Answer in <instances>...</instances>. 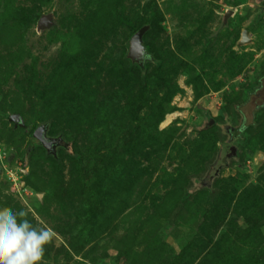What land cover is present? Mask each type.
Returning a JSON list of instances; mask_svg holds the SVG:
<instances>
[{
	"label": "rangeland",
	"instance_id": "374dc122",
	"mask_svg": "<svg viewBox=\"0 0 264 264\" xmlns=\"http://www.w3.org/2000/svg\"><path fill=\"white\" fill-rule=\"evenodd\" d=\"M263 72L264 0H0V207L53 230L41 264H264Z\"/></svg>",
	"mask_w": 264,
	"mask_h": 264
},
{
	"label": "clouds",
	"instance_id": "9594fccd",
	"mask_svg": "<svg viewBox=\"0 0 264 264\" xmlns=\"http://www.w3.org/2000/svg\"><path fill=\"white\" fill-rule=\"evenodd\" d=\"M28 215L24 209L0 207V264H41L54 232Z\"/></svg>",
	"mask_w": 264,
	"mask_h": 264
},
{
	"label": "water",
	"instance_id": "95a60500",
	"mask_svg": "<svg viewBox=\"0 0 264 264\" xmlns=\"http://www.w3.org/2000/svg\"><path fill=\"white\" fill-rule=\"evenodd\" d=\"M233 13V10H229L226 13L225 16V21H227V19L229 18V16ZM148 27V26H147ZM147 27L140 29L136 35L135 38L133 39L132 45H131V52H130V56L131 58L139 63H143L147 58H149L147 56V49L144 45V33L147 29ZM253 40V38L250 37V30L245 28L242 31V35L240 40L238 41V47H241L244 44H248ZM253 95L255 96V102L251 104V110L252 113L254 114V116L257 114V111L260 110L262 107H264V74L261 76L260 80H259V84L256 86V88L253 91ZM10 119L14 122H16L17 124H24V119L22 118V116L19 113H15L12 114L10 116ZM213 121V119H212ZM46 129V127H42L38 130V132L36 133V136L39 138L40 142H42L47 148L50 144L53 143H58V144H62L63 143V139L61 137H57V138H51V137H47V135L44 133V130ZM48 138V139H47ZM236 137H233L232 141H235ZM229 146V145H228ZM222 146L219 149V152L217 154V157L215 159V161L211 164V175H209L208 179H207V183L209 187H212V183L214 182L215 178H217L221 171L226 168L229 167L230 165V160L231 158H238V152L240 151V147L239 146H234L231 145L230 147H232L233 153H230V155L227 157V159L224 161L222 159H219V154L221 153V151L223 150Z\"/></svg>",
	"mask_w": 264,
	"mask_h": 264
},
{
	"label": "flooded vegetation",
	"instance_id": "af4514ba",
	"mask_svg": "<svg viewBox=\"0 0 264 264\" xmlns=\"http://www.w3.org/2000/svg\"><path fill=\"white\" fill-rule=\"evenodd\" d=\"M263 74H264V72H263ZM262 74V75H263ZM261 75V76H262ZM261 76H260V78H261ZM260 78H259V80H260ZM259 84V83H258ZM256 88V87H255ZM262 110H264V107H262L260 110H258L257 111V114L254 116V119H255V125L256 126H258L259 125V122L257 121L258 120V114H259V112L260 111H262ZM43 126H41V128H42ZM44 133L47 135V137H51V138H57V137H54V136H48L49 134H47L46 133V129L44 130ZM240 135V134H239ZM233 135L234 137H236V140L235 141H239L238 143H236L235 141H232L231 142V137L229 138L228 137V139L226 140V141H224L223 143H222V145L220 146V148L222 147V146H224V145H229V146H231V145H234V146H239V147H241L240 145H242V144H245V140L247 139V135L246 134H244V135ZM233 136H232V138H233ZM48 139V138H47ZM241 142H242V144H241ZM57 144L58 143H53V144H50L49 146H48V150H54L55 151V148H56V146H57ZM63 144V143H62ZM45 146V145H44ZM218 152L219 151H217V153H216V155H215V158H214V160H213V162L215 161V159H216V157H217V154H218ZM235 158H231V160H230V162H232L233 160H234ZM231 164V163H230ZM211 170V167H210V169L208 170V171H210ZM208 175H210V174H208ZM209 176H207V178H208ZM201 178V177H200Z\"/></svg>",
	"mask_w": 264,
	"mask_h": 264
},
{
	"label": "trees",
	"instance_id": "16d2710c",
	"mask_svg": "<svg viewBox=\"0 0 264 264\" xmlns=\"http://www.w3.org/2000/svg\"><path fill=\"white\" fill-rule=\"evenodd\" d=\"M116 9H117V12H116L117 17H118L121 21L127 23L128 26H129L132 30H136L137 28L132 24V22L123 16V14H122V12H121V10H120V4H119V2L117 3ZM147 59H148V58H147ZM225 116H226V115H225ZM22 118H23V117H22ZM229 121H230V119H229ZM227 124H229V123H227ZM20 125H21V124H20ZM229 125H230V124H229ZM48 136H52V135H48ZM61 138L64 139L63 137H61ZM241 144H242V142H241ZM241 146H242V145H241ZM240 150H241V147H240ZM212 163H213V162H212ZM212 163H211V164H212ZM211 164H210V167H211ZM210 171H211V170H210Z\"/></svg>",
	"mask_w": 264,
	"mask_h": 264
}]
</instances>
